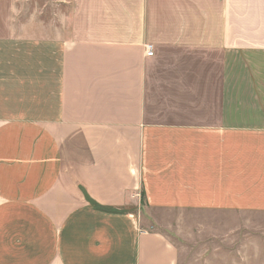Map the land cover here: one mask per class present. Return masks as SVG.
<instances>
[{"label": "crops", "instance_id": "0c3cea01", "mask_svg": "<svg viewBox=\"0 0 264 264\" xmlns=\"http://www.w3.org/2000/svg\"><path fill=\"white\" fill-rule=\"evenodd\" d=\"M39 7L0 0V264H264V0Z\"/></svg>", "mask_w": 264, "mask_h": 264}, {"label": "rangeland", "instance_id": "374dc122", "mask_svg": "<svg viewBox=\"0 0 264 264\" xmlns=\"http://www.w3.org/2000/svg\"><path fill=\"white\" fill-rule=\"evenodd\" d=\"M46 2L47 0H20V3H23V4L37 3V5L40 6L39 9L43 12V14H44L45 9L42 6H44ZM21 8L23 9L25 15L30 14L31 7H21ZM34 10H35V7L33 11ZM141 201L142 203L144 202L143 196H142ZM131 207H133V205L132 206H128V205L122 206L123 209H128ZM248 217L251 218L252 222H254L256 226H259L261 228V238H262L261 240H263L264 242V215H250Z\"/></svg>", "mask_w": 264, "mask_h": 264}, {"label": "built area", "instance_id": "2783aa9c", "mask_svg": "<svg viewBox=\"0 0 264 264\" xmlns=\"http://www.w3.org/2000/svg\"><path fill=\"white\" fill-rule=\"evenodd\" d=\"M153 47L152 46H147V55L148 56H153Z\"/></svg>", "mask_w": 264, "mask_h": 264}]
</instances>
